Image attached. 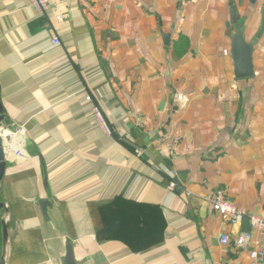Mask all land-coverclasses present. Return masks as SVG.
Instances as JSON below:
<instances>
[{
    "label": "crops",
    "instance_id": "0c3cea01",
    "mask_svg": "<svg viewBox=\"0 0 264 264\" xmlns=\"http://www.w3.org/2000/svg\"><path fill=\"white\" fill-rule=\"evenodd\" d=\"M0 105L4 264H250L204 197L264 218V0H0Z\"/></svg>",
    "mask_w": 264,
    "mask_h": 264
},
{
    "label": "built area",
    "instance_id": "2783aa9c",
    "mask_svg": "<svg viewBox=\"0 0 264 264\" xmlns=\"http://www.w3.org/2000/svg\"><path fill=\"white\" fill-rule=\"evenodd\" d=\"M29 2L39 15H44L49 8L50 0H29ZM59 19L62 22V16ZM52 42L54 45L59 43L56 38H53ZM224 53L226 54V52ZM92 113L101 129L106 134H109L108 126L99 108L95 106L92 109ZM0 130L5 131L6 134L4 137L0 135L4 148L8 144L7 136H19L25 131V128L22 125H13L10 129L0 126ZM171 144L173 146L177 145V140L174 139ZM169 153H172V151L169 150ZM15 155L20 158L24 156L19 150H17ZM204 200L209 204L212 212L220 217L223 224L238 226L243 220H247L249 224L250 232H240L233 238L223 233L219 238V243L222 246L232 245L237 251H247L250 264H264V218L256 214L247 213L241 208L236 207L227 200L224 192L221 190L208 193L204 197Z\"/></svg>",
    "mask_w": 264,
    "mask_h": 264
},
{
    "label": "water",
    "instance_id": "95a60500",
    "mask_svg": "<svg viewBox=\"0 0 264 264\" xmlns=\"http://www.w3.org/2000/svg\"><path fill=\"white\" fill-rule=\"evenodd\" d=\"M254 43H246L243 38V33L240 28L233 34L231 43V56L234 64V73L237 79H246L253 76L252 67V50ZM3 122L2 107L0 105V126ZM6 168V153L2 145L0 137V182L3 179ZM43 206V204H41ZM3 209V204L0 203V210ZM2 225L3 239L6 237V227ZM0 264H4L3 258L0 259ZM62 264H75L73 248L71 243L67 242L65 245V254L62 259Z\"/></svg>",
    "mask_w": 264,
    "mask_h": 264
},
{
    "label": "bare ground",
    "instance_id": "6f19581e",
    "mask_svg": "<svg viewBox=\"0 0 264 264\" xmlns=\"http://www.w3.org/2000/svg\"><path fill=\"white\" fill-rule=\"evenodd\" d=\"M0 135H1L2 137L6 136L5 131L0 130Z\"/></svg>",
    "mask_w": 264,
    "mask_h": 264
}]
</instances>
